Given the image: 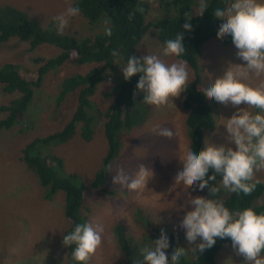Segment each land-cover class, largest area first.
<instances>
[{
	"label": "rangeland",
	"instance_id": "1",
	"mask_svg": "<svg viewBox=\"0 0 264 264\" xmlns=\"http://www.w3.org/2000/svg\"><path fill=\"white\" fill-rule=\"evenodd\" d=\"M75 2L76 0H0V6H12L27 11L32 18L39 20L46 27L49 18L53 17L52 20H55V17L64 13ZM193 11L199 14L198 0ZM172 14L173 12L168 14L160 9L155 1L151 3L147 20H156ZM103 21L98 22L102 32ZM64 31L77 33L68 25ZM163 47L164 43L160 40L158 31L152 28L145 34L137 55L139 57L157 55L168 64L179 60L175 56L165 57ZM237 51L236 47H225L216 42L209 43L202 53V61L200 58L204 69L203 83L209 86L217 77L222 76L229 61L233 64L245 63L237 58ZM60 54L61 49L52 45L45 44L31 50L29 42L11 39L8 43H0V66L13 62L25 69L33 70L37 67L35 64L37 58H55ZM97 66L95 63L78 65L76 62H67L48 74L41 88L35 90L25 119L19 121L11 130L0 132V264H70L62 245L63 236L70 226L65 214V199L60 195L50 201L46 199V189L39 177L23 163V150L34 139L51 135L66 126L77 109L79 94L78 92L70 94L58 107L56 99L62 83L75 74L85 75ZM120 72L115 74L118 73V76ZM115 74L111 73L107 89L113 86ZM195 79V72L189 68L188 84ZM262 80L264 75L259 78L253 76L249 83L255 86ZM185 95L183 91L179 97H173V104L170 102L169 105L159 108L151 105L146 125L130 134L123 133L122 149L106 185L115 194L106 196L100 189H95L88 197L87 203L91 202L93 205L90 203L86 207L85 214L87 215L93 208V213L90 214L91 224L104 229L101 233L102 244L87 261L88 264H127L126 254L118 239V225L126 226V236L132 244L129 246V253L135 264L143 259L141 249L150 246L152 241L159 238L146 236L152 235V230L149 232L147 225L150 221L157 226H166L168 231L183 240L187 259H191L193 252L198 250L196 244L200 243L199 239L196 244H190L186 239L185 229L180 227L183 216L192 210L187 202L196 196H205L209 199L218 197L209 195L207 188L203 191L198 189L194 191L191 188L186 190L182 186H176L174 182L177 171L182 169L179 156L191 146V139L185 143L183 135L187 139L191 138L192 131L186 119L183 123L179 114ZM18 98V93L0 91V106L9 105ZM112 99L106 97L103 91H98L92 101L104 112ZM217 103L214 114L217 129L208 137L207 143L219 146L228 144L226 127L222 123L225 119L231 118L237 108L231 104ZM238 107L248 106L241 104ZM5 117L6 114L0 113V120ZM103 123L104 119L96 126L93 140L90 142L77 137L65 143L56 142L55 146L49 147L54 155L62 158L66 174L80 176L82 174L84 179L89 181L90 175L100 169L102 159L108 151L107 140L102 134ZM155 126L171 127L178 134L171 140L159 137L152 131ZM228 146L234 147L230 144ZM140 164H144L153 172L152 178L142 190L129 191L113 183L118 167H124L131 174ZM256 176L260 182H264V170L257 172ZM218 181L219 179L210 181V185L216 186ZM231 194L221 191L219 195L225 199ZM261 205H264V196L254 203L255 207ZM227 246L218 256V264H245L244 257L237 255L231 245Z\"/></svg>",
	"mask_w": 264,
	"mask_h": 264
},
{
	"label": "trees",
	"instance_id": "2",
	"mask_svg": "<svg viewBox=\"0 0 264 264\" xmlns=\"http://www.w3.org/2000/svg\"><path fill=\"white\" fill-rule=\"evenodd\" d=\"M155 1L160 9L173 14L148 21L151 3ZM229 2L230 0H208L209 8L201 16L193 11L196 0H76L73 6H78L81 11L78 16L69 17L68 26L77 33L63 31V34L58 32L53 17L48 19L45 27L27 11L12 6H0V43L18 39L21 42H29L31 50L45 44L61 49V54L55 58H37L35 60L37 67L33 70L25 69L13 62L0 66V91L19 94V98L9 105L0 106V113L6 114V117L0 120V132L11 130L26 117L35 90L41 88L48 74L67 62L98 65L87 74H75L62 83L56 99L58 107L70 94L74 92L79 94L77 109L64 129L34 139L23 150V163L39 177L42 186L46 189V199L53 200L58 195L65 199V214L70 225L65 234L71 232L77 223H91L90 214L93 213V208L87 215L85 209L91 203L87 202L93 190L100 189V192L106 196L115 194L106 187L112 173L108 165L111 164L113 170L122 149L123 133L130 134L142 128L149 119L151 105L143 103L144 93L136 89L141 74H136L131 80H125L121 67L126 65L130 56L140 58L137 55L138 47L145 34L152 28L158 31L163 43L169 38H174L178 32L184 35L183 45L186 51L178 59L186 60L196 77L195 81L186 86L183 101L186 121L192 131L191 150L199 151L206 147L208 137L217 129L214 114L218 103L215 99H208L203 95L202 89L208 86L202 81L204 69L200 58L202 61V53L211 42L223 41L226 46L234 45L230 35L222 39L218 38L219 26L224 21L214 16L216 7H224ZM185 12L193 14L190 21L191 31L183 29V25L189 22L184 16ZM130 15L131 20H129ZM105 19L110 21L108 24V27L111 26L110 36L106 34L104 27H102L103 32L98 27V22ZM113 51H117L119 56H113ZM118 71L121 72L117 76L118 73H115ZM112 72L115 74V81L113 86L107 89ZM98 91H103L106 97L113 98L104 112L92 101ZM103 119L102 134L107 140L108 151L102 159L100 169L95 172L96 174L90 175L89 181H86L82 174V177L66 174L62 158L54 155L49 147L55 146L56 142L65 143L77 137H81L86 142L92 141L96 126ZM131 144L133 145V142ZM212 174L213 170L210 169L208 175ZM217 179L222 178L217 176ZM263 196L264 182H260L250 196L232 193L224 199V202L233 212L254 207L260 213L264 212V205L255 207L254 203ZM148 227L150 231L152 230V235L146 236L153 238L160 236L162 229L166 232L170 241V247L166 250L169 258L177 247H186L182 243L183 240L168 231L166 226H157L150 221ZM117 234L121 248L126 254L127 264H135L129 253V246L132 244L127 239L126 226L118 225ZM227 245L232 246L230 238H217L212 248L204 252H200L199 249L194 251L191 259L183 256L180 264H218V256ZM63 247L70 264H81L72 257L74 245L72 247L63 245Z\"/></svg>",
	"mask_w": 264,
	"mask_h": 264
},
{
	"label": "clouds",
	"instance_id": "3",
	"mask_svg": "<svg viewBox=\"0 0 264 264\" xmlns=\"http://www.w3.org/2000/svg\"><path fill=\"white\" fill-rule=\"evenodd\" d=\"M208 8V0H198L199 15L202 16ZM80 11L78 6H69L64 13L54 18L60 34L68 25L69 17L78 16ZM184 16L189 22L183 25V29L191 31L193 14L185 12ZM214 16L224 21L219 26L218 38L230 35L234 45L215 42L225 47H236L237 58L245 62L233 64L229 61L224 74L202 89L206 98L237 108L231 118L222 123L226 127V140L234 147L206 142L203 150L188 149L179 156L182 169L174 177L175 185L194 191L207 188L209 195L218 197L190 198L187 203L192 210L183 216L180 227L185 229L190 244H196L199 239L200 243L196 247L200 252L212 248L217 238H230L233 249L237 255L244 257L245 264H264V212L258 213L254 207L233 212L226 207L224 197L219 195L224 191L250 196L260 183L257 172L264 170V80L255 86L249 83L253 76L259 78L264 75V0H230L224 7H216ZM109 23L107 19L103 21L104 30L110 36ZM183 40L181 32L167 39L163 55L182 56L186 51ZM112 55L119 56V53L113 51ZM121 71L125 80L141 74L136 89L144 93V104L157 108L169 105L170 102L173 104L172 98L179 97L186 90L189 80L186 60L168 64L151 54L140 58L130 56ZM241 104L248 107L239 108ZM250 109L259 111L253 112ZM152 131L169 140L178 134L175 129L164 126H155ZM108 168L112 171L111 164ZM210 169L213 170L212 175H208ZM152 176V170L144 164L138 165V169L131 174L121 166L113 177V183L129 191L142 190ZM217 176L222 179L216 186L210 185V181H217ZM103 231L99 225L94 227L91 223H77L71 232L63 236V245H74L73 259L86 264L101 246ZM169 247V237L162 229L159 238L141 249L143 259L138 260L137 264H180L186 249L177 247L169 258L166 252Z\"/></svg>",
	"mask_w": 264,
	"mask_h": 264
},
{
	"label": "crops",
	"instance_id": "4",
	"mask_svg": "<svg viewBox=\"0 0 264 264\" xmlns=\"http://www.w3.org/2000/svg\"><path fill=\"white\" fill-rule=\"evenodd\" d=\"M181 104V103H180ZM183 103L181 104V110H180V115H181V118L183 119V123H184V121H185V119H186V113H185V111H184V109H183ZM179 108V107H178ZM190 137L191 138H186L184 135H183V138L185 139V143L187 142V140H189L190 141V139H191V143H190V145H192V135H190ZM190 149H191V146H190ZM148 225V224H147ZM149 232H150V228H149Z\"/></svg>",
	"mask_w": 264,
	"mask_h": 264
}]
</instances>
